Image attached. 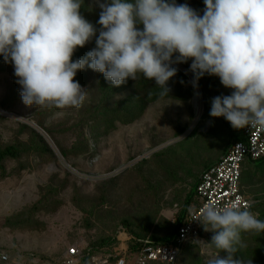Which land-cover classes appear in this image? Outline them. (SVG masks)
I'll return each mask as SVG.
<instances>
[{
    "label": "clouds",
    "instance_id": "obj_1",
    "mask_svg": "<svg viewBox=\"0 0 264 264\" xmlns=\"http://www.w3.org/2000/svg\"><path fill=\"white\" fill-rule=\"evenodd\" d=\"M81 2L0 0V57L13 66L25 105L79 108L86 89L75 77L85 66L113 87L142 74L169 95L173 65L191 60L194 88L210 75L232 90L212 98L211 117L234 129L264 127V0H203L202 15L177 0H97L98 35L81 15ZM94 37L86 58L73 60ZM199 222L214 233L210 243L227 253L209 264H245L235 258L246 247L241 233L264 232L251 211L211 203Z\"/></svg>",
    "mask_w": 264,
    "mask_h": 264
},
{
    "label": "rangeland",
    "instance_id": "obj_2",
    "mask_svg": "<svg viewBox=\"0 0 264 264\" xmlns=\"http://www.w3.org/2000/svg\"><path fill=\"white\" fill-rule=\"evenodd\" d=\"M91 1L94 7L100 8L97 0ZM180 2L197 11L194 0ZM173 66L189 78L188 87L194 89L199 98L197 102L192 97L188 103L161 100L149 105L140 120L131 126L118 125L115 132L102 138L98 144L86 129L84 135L89 139L94 156L66 161L50 141L56 162L45 164L38 159L30 160L32 166L25 169L20 168L17 162L6 164L7 173L11 176L0 181V250L10 255L12 264H50L63 258L71 246L84 249L91 243L113 237L118 243L110 249L113 252L119 248L121 252L123 247H127L129 234L120 221L130 216L155 214V227L162 220L174 224L194 183V178L186 171L193 165L215 158L219 150L231 143V134L241 133L244 129H234L223 117L209 115L212 98L230 95L231 89L212 92L209 99L200 82L197 88L193 87L194 77L186 67ZM86 71L90 74V81L85 88L83 105L65 108L62 113L49 117L47 125L68 120V127H73L84 115L81 110L99 104L101 74L90 68ZM13 80L12 74L0 77V104ZM40 108L25 105L21 98L10 111L0 107V117L4 119L0 121L1 141L4 144L15 143L20 124L39 130L35 125V113ZM60 141L70 148L77 139L76 135L67 133L60 137ZM171 160L179 163L173 175L168 166L173 164ZM259 165L255 163L252 169L248 167L254 170ZM52 179L54 185L65 186V189L61 195L43 200L42 188ZM104 186L111 187V193L103 207H98L102 204L99 192ZM246 189L254 199L263 196L264 178L246 186ZM57 202L58 208L53 212L51 204ZM34 205L30 224L21 217L19 226H8V222L17 223L16 214ZM121 233L126 236L120 238ZM246 234L248 240L245 238L244 249L256 251L262 244L259 240L254 241V232ZM209 238H202L200 250L194 252V261L199 264H209L217 255L225 257L214 250ZM133 259H130V264ZM182 261L179 259L178 264H184ZM245 264H259L258 258L249 259Z\"/></svg>",
    "mask_w": 264,
    "mask_h": 264
},
{
    "label": "trees",
    "instance_id": "obj_3",
    "mask_svg": "<svg viewBox=\"0 0 264 264\" xmlns=\"http://www.w3.org/2000/svg\"><path fill=\"white\" fill-rule=\"evenodd\" d=\"M181 0H177V3L181 4ZM197 9V12L201 15L203 14V9L205 8L203 0H194ZM81 15L94 27L97 29V35L99 30L102 28L98 24L100 17L101 8L94 7L91 0H82L81 2ZM142 25H138V28L142 29ZM95 47V37L87 43L82 48H77L73 55V60L78 58H86L87 53ZM191 60L187 63L179 64L186 67L188 70L190 68ZM86 70H89L87 66L83 70H80L75 80L79 81L83 88L88 87L90 74ZM7 74H12L14 76L13 82L9 86L8 93L4 100L1 102L0 107L4 111H10L14 105L20 101V86L16 83V77L14 75V68L11 64L5 63L3 57H0V77ZM99 80V104L92 106L91 108L86 109L85 111L81 110V113L84 114L80 121L75 124L73 127H68V120L62 123L47 125V119L49 117H54L58 113H62L64 109H59L55 107H41L35 113V125L39 130L31 126L20 124L19 134L15 138V143L13 144H4L0 139V181L11 176L10 173H7L6 164L8 162H17L20 163V168L25 169L26 167L32 166L30 162L32 160L38 159L40 163L44 162L45 164H50L56 162V154L53 147L50 144V141L60 153L61 157L69 161L71 159H77L79 157L94 156L92 153L89 139L84 135V131L88 129L91 133L92 140L96 144L104 137H107L109 134L115 132L118 128V125L122 126H131L140 120L149 105L157 103L161 100H176L182 103H188L191 101L193 95L195 94L194 89L189 86V78L182 73L177 71V75L173 77L168 82V87L170 89L169 95L161 96L160 93L162 89L156 85L154 79L148 80L144 79L142 74H138L137 80L128 79L126 83L122 84L119 87H113L109 81L105 79L102 73H100ZM192 74V73H191ZM193 75V74H192ZM183 81V83H182ZM200 85H202V90L207 98H211L212 92L218 91H227L228 88H225L220 79L216 76L205 75L199 80ZM206 82V83H205ZM205 84V85H204ZM4 119L0 117V121ZM43 133V134H42ZM76 135L77 141L72 144L70 148H67L60 141V137L66 134ZM21 136H24L25 139H20ZM49 139V140H48ZM231 143L225 145V147L217 152L215 158H211L206 161L204 164H196L191 167V171L188 170L187 174L192 175L194 178L193 186L191 187L190 193L187 195L181 210L178 212L176 221L174 224L162 220V223L155 227V214L150 215L146 213L145 215L139 214L135 216L126 217L121 220V226L129 234L127 239L128 251L126 253L128 260L130 261L136 254H138L146 241H150L153 244L157 245H173L176 243L178 238V233L182 227L190 208L196 202V192L197 185L201 174L208 169L210 166L214 165L219 158L224 155L227 149L236 142L244 140V133L234 132L230 136ZM31 160V161H30ZM24 161L25 163H21ZM173 164L168 165L170 168V173L173 175L174 170L179 168V163L176 160H171ZM255 163H260L259 167H256L254 170H251ZM173 166V168H172ZM251 166V169L248 167ZM194 169V170H193ZM195 171V173H193ZM264 178V158L257 161H250L246 163V167L242 174L241 186L243 187L244 193L254 202L252 206V211L256 217L264 221V195L251 197L250 192L247 191L246 186L253 185V183L260 179ZM54 180L52 179L49 184L42 188V199L46 200L48 197H57L61 195L65 189V186L54 185ZM115 184V181L112 182ZM150 185H148V188ZM111 193V187L104 186L100 190V200L102 204L98 207H103V202L107 196ZM59 203L51 204V210L55 212L58 208ZM35 205L30 209L18 213L15 216L17 223L10 224L8 226L11 228H16L21 222L19 219L21 217L26 218L27 224H30V219L32 211L34 210ZM155 227V228H154ZM122 231V230H121ZM253 232H250V235ZM213 232L205 231L204 227L201 231L202 238H209L213 236ZM256 239L254 241L261 243L262 245L254 251L245 250L237 253L235 258H243L247 263L249 259L258 258L259 264H264V232L255 233ZM248 240V235L246 233H241V241L243 244ZM211 242V238H209ZM118 241L116 237H113L108 240H101L99 242H94L89 244L85 249V255L89 256H111L112 263H115L122 257V254L119 252V248L114 249L113 252L110 249L114 244H117ZM200 242H190L185 244L180 251L179 259H183V263L187 264H199L194 261V252L200 250ZM214 247V245H213ZM214 250L219 253L220 250H217L214 247ZM222 256H226L227 253L220 252ZM255 257H250V256ZM186 258V261H185ZM84 263L87 264L88 257L85 256ZM151 264H161V263H151Z\"/></svg>",
    "mask_w": 264,
    "mask_h": 264
},
{
    "label": "built area",
    "instance_id": "obj_4",
    "mask_svg": "<svg viewBox=\"0 0 264 264\" xmlns=\"http://www.w3.org/2000/svg\"><path fill=\"white\" fill-rule=\"evenodd\" d=\"M243 133V141L233 143L214 165L201 174L197 185L196 202L190 208L179 230L176 243L157 245L146 241L140 252L133 257L132 264H176L181 248L185 244L202 240L200 234L203 225L199 221L202 219L203 209L210 203L218 207L247 209L253 213L254 202L244 193L241 179L246 163L264 158V127H247ZM125 236V233H121L120 238ZM84 249L71 246L63 258L50 264H85L83 261L85 256L88 257L87 264H130L126 255L128 247L122 248L120 252L122 257L115 263H112L110 255L89 256L85 255ZM0 264H12L10 255L2 250Z\"/></svg>",
    "mask_w": 264,
    "mask_h": 264
},
{
    "label": "bare ground",
    "instance_id": "obj_5",
    "mask_svg": "<svg viewBox=\"0 0 264 264\" xmlns=\"http://www.w3.org/2000/svg\"><path fill=\"white\" fill-rule=\"evenodd\" d=\"M198 96L195 94V98H194V102H197L198 101ZM196 104V103H195Z\"/></svg>",
    "mask_w": 264,
    "mask_h": 264
},
{
    "label": "water",
    "instance_id": "obj_6",
    "mask_svg": "<svg viewBox=\"0 0 264 264\" xmlns=\"http://www.w3.org/2000/svg\"><path fill=\"white\" fill-rule=\"evenodd\" d=\"M195 98V96H193V99Z\"/></svg>",
    "mask_w": 264,
    "mask_h": 264
}]
</instances>
